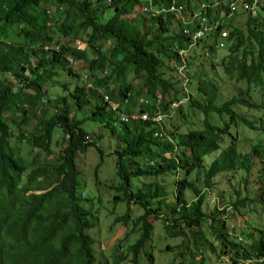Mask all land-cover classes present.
Returning a JSON list of instances; mask_svg holds the SVG:
<instances>
[{"label":"trees","instance_id":"1","mask_svg":"<svg viewBox=\"0 0 264 264\" xmlns=\"http://www.w3.org/2000/svg\"><path fill=\"white\" fill-rule=\"evenodd\" d=\"M207 1L0 0V264L104 261L91 235L98 227V215L83 208L84 198L78 194V155L96 147L104 156L99 144L89 141L83 127L88 121L100 123L118 141L111 150L118 155L117 175L124 196L115 197L114 202L117 205L124 201L126 213L115 218L111 229L123 226L126 233L113 245L115 264H142L143 259L155 264L151 239L158 220H162L167 237L182 240L179 250L167 246V251L181 257L174 264H206L210 252L213 264H242L247 260L260 264L259 259L264 264V234L260 240L255 238L259 230L252 218L259 212L264 214V197L257 200L251 192L248 194L247 180L245 195L241 189L233 190V201L226 202L225 196L221 197L222 209L217 203L210 211L204 209L209 191L218 187L213 183L217 178L230 182L241 171L247 178L259 161L264 181L263 141L254 144L246 155L239 152L235 141L222 150L224 136L239 119L250 130L264 135L260 117L259 124L248 123L234 110L243 105L264 114V11L258 19L248 16L246 29L235 26L231 0H220V7L213 8L211 4L205 11L218 27L195 48L202 40H210L202 48L216 54L224 31H230L226 36L230 54L223 60L226 73L261 87L259 103L240 95L223 103L217 101L224 82L217 80L218 70L211 73L213 77L204 73L196 81H187V86L195 84V95L183 91L175 50L184 45L183 26L167 12L172 2L190 10L191 5ZM107 8L113 10V15L104 21ZM135 11L136 15L127 17ZM71 35L85 47L62 42ZM193 54L196 56L194 51ZM74 60L87 62L84 85L76 84L71 91V81H65L59 84L66 95L63 91L50 95L48 91L55 86L54 77L59 74L55 67L61 66L68 75L77 76L70 65ZM217 67L210 64L211 72ZM135 77L143 80L139 87L132 84ZM119 81L117 87H111ZM181 90L188 98L187 106L201 112L202 129H190L182 104H176L183 97ZM105 93L119 103L117 110L107 107ZM98 101L101 102L97 104ZM88 106L90 112H85ZM145 111L146 120L142 119ZM79 112L83 118L77 117ZM177 112L183 120L175 126ZM122 114L126 120H121ZM211 114L223 126L211 123ZM227 114L229 122L223 121ZM57 129L61 132L58 143L62 151L56 154L53 144ZM95 140L99 142V136ZM24 144L31 149V162L22 151ZM44 153L51 155L47 164L41 161ZM214 153L217 154L210 164L204 161ZM124 157L131 159L127 164L134 170L123 164ZM166 175L175 177L173 187L157 183ZM142 176L156 180L144 185L148 195L139 191L136 196L131 192L132 181ZM49 178L55 180L46 187L45 180ZM132 204L143 210L135 220L131 218ZM244 215H249L250 220ZM237 218L245 228L237 234L239 241L245 238L250 243L238 242L230 235V228L238 227L234 223ZM137 230V239L127 243ZM184 254L189 260L184 259Z\"/></svg>","mask_w":264,"mask_h":264},{"label":"rangeland","instance_id":"2","mask_svg":"<svg viewBox=\"0 0 264 264\" xmlns=\"http://www.w3.org/2000/svg\"><path fill=\"white\" fill-rule=\"evenodd\" d=\"M138 11H135L134 14L129 15L127 17H133L136 15ZM113 15V10L111 8L106 9L105 19L104 21L108 20ZM248 15L242 14L241 12L237 17L235 18V26L242 27L243 29H246L244 23L247 21ZM228 35L230 31H227ZM17 39V38H16ZM84 39V36H83ZM202 42L197 48H195L193 51L196 54V56L192 57V64L194 72L192 74L194 80H197V76L202 75L204 73H207L211 77L214 75H211V73H215L217 70V80L218 81H224L223 87L220 89V92L217 93V101L226 102L229 99H231L234 95H240L246 97L248 100H250L253 103H259L261 100V94H260V86L256 85H248L246 80H238L236 77L232 78L230 75H228L225 71V68L223 66V60L230 54V49L228 45V39L224 36L220 39V43L217 44V50L216 54H211L206 49L203 50L202 46L209 45L211 43L210 40H202ZM63 43H66L68 45H71L74 47L75 45H79L81 48L85 47V43H82L79 39H75L74 35L68 36L63 39ZM215 63L218 67L211 72L210 64ZM73 67V71L77 72V76L68 75V70L61 68V66H56L55 69L59 71V74L54 77L55 79V86L48 87L53 88L48 91L50 95L53 93H58L60 91H63V95H66V91H64L62 84L65 81H71V91L74 90L76 84H80L81 86L84 85V79L88 78V71L89 67L87 66V62H84V60H74L73 63H71ZM60 68V69H59ZM59 69V70H58ZM27 75L29 76V72L27 71ZM133 77V74H131V79ZM201 78V77H200ZM87 81V86H90L91 83L89 80ZM60 83V84H59ZM119 82H113L111 85L114 87H117L119 85ZM143 83V80L141 78L135 77L132 80V84L135 87H139L140 84ZM195 87L194 83L188 84V91L190 94L195 95ZM249 88V91H248ZM146 91V89H144ZM59 94V93H58ZM180 95L183 96L182 90L180 91ZM92 104L95 102V96L92 94ZM144 97V96H143ZM50 98V97H49ZM48 98V99H49ZM112 98V97H111ZM139 98H142L139 97ZM113 99V98H112ZM114 100V99H113ZM101 101H98L100 103ZM186 101L184 104L180 105L183 107V112L187 114V120L190 124V129H202V127H199L201 125L202 119L200 118L199 110L188 107ZM148 105V104H144ZM91 106H88L84 109L85 112H90ZM145 109V108H144ZM234 110L237 112V114L241 115V117H244V119L251 123L255 121L259 124V117L261 118V123L264 125V114L262 111L256 109V108H245L243 105H238L234 107ZM82 111V113H84ZM80 114H77L78 118H83V114L79 112ZM32 118L33 115H31ZM203 118V115H202ZM231 119L230 115L227 114L225 119L223 121L229 122ZM183 117L177 112L176 117L173 121V124L175 126H178L182 123ZM211 123L223 126V122L218 120L215 114H211ZM195 125V126H192ZM83 127L85 130L89 133V141H96L99 146L101 147L102 151H104V156L100 155V152L97 150L96 147H91L87 150L85 154H79L76 165L79 171L78 181V194L84 198L83 202L81 203L83 208L88 211H93L94 213H97V220L99 221L98 227L91 232L92 237L96 240V252L98 253L99 258H101L104 261H98L96 264H115L113 261V257L111 255L113 249L115 246L114 243L117 242L119 239L125 235L126 230L123 226L118 227L113 231L111 229V226L113 225V222L115 218L118 215H123L126 213V204L124 201L119 202L117 205H115L114 199L115 197L119 196L121 199L124 196V192L120 190V178L117 175L118 170V155L115 154L114 151L111 150V147L118 143L117 139L113 138L111 136L107 129L102 126L100 123L88 121L86 122ZM184 133L186 131H183ZM61 135V132L59 129L55 131L54 135V144L53 149L58 153H61V147L58 143V139H61V137H58ZM99 136V142L96 139V137ZM224 143L222 144V150L228 148L231 146L232 141L234 139H239V152L241 154H248L252 148V146L256 143H258L260 140L264 142V135H260L257 131L250 130L245 126V123L242 122L240 119L236 122L232 123V129L229 134H226L224 136ZM112 145V146H111ZM22 151L26 157V159L31 162L33 155L29 154L30 147L27 144H24L22 147ZM215 154H210L204 158V161L210 162L215 158ZM51 157V155H48L44 153L42 155V163L47 164V158ZM138 160L140 158H137ZM131 161L129 157H124L122 159V162L127 167H130V170H134L131 165L127 164ZM259 161H256L253 173L251 175H248L246 177V173L244 171H241L239 176L232 177L231 181L228 182L227 179L223 178H217L213 183L217 185V189L211 190L208 193V200L207 205H205L206 211H210L212 209V204L217 203L218 206L222 209L223 202L221 201V197L225 196L226 202H231L234 200L233 190L241 189L243 192V195L246 193V185L245 181L247 180L249 184V189L247 190V193L251 192V195L254 196L255 199L259 200L264 197V181L260 178V172L261 167ZM55 178H49L45 180L46 187L51 186ZM152 180H156L155 178L151 177H139L135 178L132 181L131 185V192L135 193L137 196V192H141L144 195H148L147 186L144 187L146 183L151 182ZM175 181V177L172 175H166L162 176L157 179V183L170 187H173ZM234 187V189H232ZM188 200H191L190 195H186ZM193 197V196H192ZM147 200H149L147 196ZM262 204V203H261ZM260 203H258V206H261ZM260 209V208H259ZM249 210V208L247 209ZM261 211V210H260ZM143 210L139 208V205L132 204L131 206V218L133 220L140 217L143 213ZM264 214L262 212H259L257 217H252L254 226L256 229L259 230V232H256L255 238L260 240L261 234H264ZM244 217H247L248 220H250L249 215H244ZM162 220H158L154 226V232L153 237L151 239L152 248L154 251H152V254L155 256L156 261L155 264H174L175 259L177 258V253L175 252H169L167 251V246L176 247L178 249V246L181 245L182 240L180 238H169L166 236L164 230L162 229ZM238 227L230 228V235L233 237H236L238 239V242L247 243L249 242L247 239L243 241H239V237L237 234H240L241 231L245 228H242L240 219L237 218L234 222ZM131 228V226L127 227ZM235 231V233H233ZM207 234V237L209 236L208 232H205V235ZM137 236H139L138 230L136 233H133V236L130 235L129 239H127V243H132L137 239ZM250 243V242H249ZM248 246V245H246ZM179 250V249H178ZM210 252L209 250H207ZM209 255V257H208ZM206 255V259L208 262L206 264H213L211 255V252ZM106 258V260H105ZM179 256L176 260V262H179L181 259ZM184 259L189 260L187 258L186 254H184ZM195 259H201L200 256H195ZM226 261L229 262V258H226ZM262 264L261 262H259ZM142 264H147V261L143 259ZM195 264V263H193ZM258 264V263H257Z\"/></svg>","mask_w":264,"mask_h":264},{"label":"clouds","instance_id":"3","mask_svg":"<svg viewBox=\"0 0 264 264\" xmlns=\"http://www.w3.org/2000/svg\"><path fill=\"white\" fill-rule=\"evenodd\" d=\"M217 1H218V5L216 7H213V3H212L213 8H217V7L221 6L220 0H217ZM244 3L251 5L252 0H231V17H237V15H238L237 13L244 12L246 15L252 17L253 19H258L260 17L261 13L264 11V8H261L258 12V16L254 17L248 10H246L244 8V6H243ZM209 4L211 5V3H209ZM233 4H236V10H233V7H232ZM179 5H181V4H179ZM197 6H199V5H196V6L191 5L190 10L196 9ZM185 9H186V11H190L186 7H185ZM204 17L207 19L209 26H211V27L216 26V23H214V25H213V18H209L207 16V14ZM181 25L183 26L182 31H181V35L183 36V38H185V41H184L183 47H181V48L178 47L177 49H175L177 52V55H178L177 64H179V65H177V75H178V78L180 79V81H184V85L182 86L183 91L186 93H190L188 91L187 81L193 77L194 74H192V73L195 70V69H193L194 66L192 64V59H191L192 57H194L193 50L196 47L197 42L200 41L201 39H203L204 37H207L208 34H205L202 37L197 38L196 40H193L194 33L197 31V28H194V27L195 26L198 27V23L196 22V23H194V25H186V23L181 22ZM185 31L188 32V35H184ZM227 35H228L227 31H224L223 36L226 37ZM177 45H178V43H177ZM179 67H182L181 73H179V71H178ZM184 96H186V95H184ZM184 96L182 98H180L178 103H176L177 105L178 104H184L186 101H188V98L184 97ZM145 101L146 100H144V102ZM104 102L107 104V107L109 106L112 108H113L112 103H115V105H116L115 110H117V108L119 107V103L116 100H113L109 96L108 93L104 94ZM233 141H235L237 143V146L239 149V139H234ZM259 261L261 262L260 259H259ZM242 264H251V262L247 260V261H244V263H242Z\"/></svg>","mask_w":264,"mask_h":264},{"label":"built area","instance_id":"4","mask_svg":"<svg viewBox=\"0 0 264 264\" xmlns=\"http://www.w3.org/2000/svg\"><path fill=\"white\" fill-rule=\"evenodd\" d=\"M211 4L213 3V7L218 5L217 0H208ZM207 2L200 3L196 9H192L190 11H186L184 5H177L176 3H172V5L167 8V12L170 13L176 20L186 23V25H194V23H198L197 31L194 33L193 40L202 37L205 34H210L215 31V28L218 26L216 23L215 27H211L208 25L207 19L204 17L206 16L205 11L208 9L210 4ZM244 8L248 10L254 17L258 16V12L261 8H264V0H252V4H243ZM233 10H236V4L232 5ZM147 10L145 12H149ZM184 35H188V32L185 31ZM176 47L175 49H177ZM182 67L178 68L179 73H181ZM113 108L115 109V103H112ZM147 111V110H146ZM144 112L142 115V119H147V112ZM137 118V117H136ZM121 120H126L124 115H121Z\"/></svg>","mask_w":264,"mask_h":264},{"label":"bare ground","instance_id":"5","mask_svg":"<svg viewBox=\"0 0 264 264\" xmlns=\"http://www.w3.org/2000/svg\"><path fill=\"white\" fill-rule=\"evenodd\" d=\"M261 15H262V14H261ZM222 30H223V29H222ZM179 107H180V106H179ZM179 107H178V108H179Z\"/></svg>","mask_w":264,"mask_h":264}]
</instances>
